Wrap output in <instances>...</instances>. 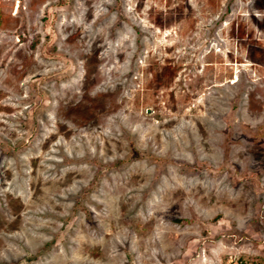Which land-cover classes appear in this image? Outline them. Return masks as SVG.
Instances as JSON below:
<instances>
[{
    "label": "rangeland",
    "instance_id": "rangeland-1",
    "mask_svg": "<svg viewBox=\"0 0 264 264\" xmlns=\"http://www.w3.org/2000/svg\"><path fill=\"white\" fill-rule=\"evenodd\" d=\"M240 262L264 264V0H1L0 264Z\"/></svg>",
    "mask_w": 264,
    "mask_h": 264
},
{
    "label": "bare ground",
    "instance_id": "bare-ground-1",
    "mask_svg": "<svg viewBox=\"0 0 264 264\" xmlns=\"http://www.w3.org/2000/svg\"><path fill=\"white\" fill-rule=\"evenodd\" d=\"M35 68V67H34ZM33 69V68H32ZM64 71V70H63ZM86 71V70H85ZM42 74V73H41ZM49 74H51V73H49ZM48 74V75H49ZM95 78V77H94ZM82 95H84V94H82ZM89 95V94H88ZM66 98V97H65ZM40 107V106H39ZM44 108V107H43ZM103 110V109H102ZM110 111V110H109ZM69 113V112H68ZM94 113V112H93ZM93 115V114H92ZM55 116V115H54ZM95 122V121H94ZM91 124V123H90ZM64 127V126H63ZM60 129H62V128H60ZM63 130V129H62ZM61 131V130H60ZM110 131V130H109ZM93 139V138H92ZM7 145V144H6ZM32 159V158H31ZM98 159V158H97ZM115 159V158H114ZM34 167V166H33ZM68 173V172H67ZM69 173H71V172H69ZM123 181V180H122ZM32 184V183H31ZM87 185V184H86ZM35 187V186H34ZM66 216V215H65ZM5 229V228H4ZM50 242H51V240H50ZM83 244V243H82ZM46 245V244H45ZM50 246V245H49ZM44 247V246H43ZM45 249V248H44Z\"/></svg>",
    "mask_w": 264,
    "mask_h": 264
},
{
    "label": "built area",
    "instance_id": "built-area-1",
    "mask_svg": "<svg viewBox=\"0 0 264 264\" xmlns=\"http://www.w3.org/2000/svg\"><path fill=\"white\" fill-rule=\"evenodd\" d=\"M0 3H1V0H0ZM226 264H241V262L240 263H226Z\"/></svg>",
    "mask_w": 264,
    "mask_h": 264
}]
</instances>
